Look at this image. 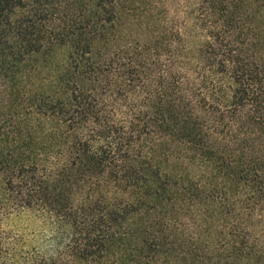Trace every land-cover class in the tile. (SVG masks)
Here are the masks:
<instances>
[{
  "label": "trees",
  "instance_id": "trees-1",
  "mask_svg": "<svg viewBox=\"0 0 264 264\" xmlns=\"http://www.w3.org/2000/svg\"><path fill=\"white\" fill-rule=\"evenodd\" d=\"M54 47L0 131V264H264V0H0V77Z\"/></svg>",
  "mask_w": 264,
  "mask_h": 264
},
{
  "label": "rangeland",
  "instance_id": "rangeland-1",
  "mask_svg": "<svg viewBox=\"0 0 264 264\" xmlns=\"http://www.w3.org/2000/svg\"><path fill=\"white\" fill-rule=\"evenodd\" d=\"M64 50L60 48L43 49L39 54L27 55L19 65H8L9 71L0 77V131H9L10 138L15 133L14 126L25 121L24 113L31 112V77L44 81L50 71L62 68ZM31 121V115L27 117ZM18 240L19 259H30L40 255H53L50 233L39 214L22 215L6 227Z\"/></svg>",
  "mask_w": 264,
  "mask_h": 264
}]
</instances>
